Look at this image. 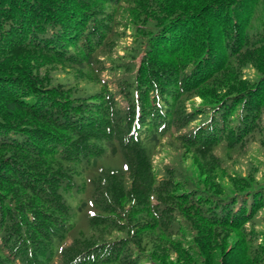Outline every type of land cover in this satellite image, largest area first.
<instances>
[{
	"label": "trees",
	"instance_id": "trees-1",
	"mask_svg": "<svg viewBox=\"0 0 264 264\" xmlns=\"http://www.w3.org/2000/svg\"><path fill=\"white\" fill-rule=\"evenodd\" d=\"M0 264H264V0H0Z\"/></svg>",
	"mask_w": 264,
	"mask_h": 264
},
{
	"label": "rangeland",
	"instance_id": "rangeland-1",
	"mask_svg": "<svg viewBox=\"0 0 264 264\" xmlns=\"http://www.w3.org/2000/svg\"><path fill=\"white\" fill-rule=\"evenodd\" d=\"M194 102H195V104H197L199 102V98L195 97ZM170 154L171 153L168 152L167 150H165L163 152H160V153H158L155 156V158H154L155 160L154 161L158 162V163H159V161L167 162V160H170ZM251 154H253L254 156H256L259 159L262 158V155L259 152H257V151H249L248 155L250 156ZM69 198L70 197H67L68 201H69ZM86 201H88V200H86ZM88 203L89 202H87V206L82 211L83 221H85L86 217L91 214V210L90 209H92V208H91L90 204H88ZM76 204H77L76 201H74V202L71 203V206L75 209L76 213H80L79 210L77 209Z\"/></svg>",
	"mask_w": 264,
	"mask_h": 264
}]
</instances>
